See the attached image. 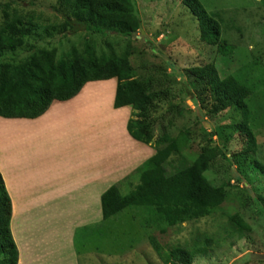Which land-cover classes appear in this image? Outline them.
Masks as SVG:
<instances>
[{
	"label": "rangeland",
	"instance_id": "1",
	"mask_svg": "<svg viewBox=\"0 0 264 264\" xmlns=\"http://www.w3.org/2000/svg\"><path fill=\"white\" fill-rule=\"evenodd\" d=\"M18 1V8L25 12L51 13L50 0ZM182 1L134 0L143 32L131 38L115 34L105 40L95 38L101 45L109 43L116 53L127 50L134 53L130 61L137 78L148 77L161 69L170 80L178 82L187 78L184 70L189 64L201 66L212 62L221 78L233 76L253 88L247 104L251 111L250 125L257 149L264 159V0H198L209 8L208 11H222L225 21L222 33L228 45L224 55L219 52L210 54V50L203 49L196 39L193 42L188 39L192 38L195 23ZM162 26L166 32L162 31ZM75 32L76 40L71 35L64 40L54 36L46 38L36 32L12 56L23 58L34 46L54 48L60 55L63 49L67 52L73 42L88 37L83 28L75 27ZM171 32L175 40L163 44V40L171 37ZM156 33L159 36L154 39ZM114 88V81L87 85L74 102L51 106L52 111L41 123H5L17 120L0 118L3 122L0 123V142L5 147L1 148L0 176L11 201L10 230L17 244H24L23 247L16 245L20 261L17 264H168L149 245L140 223L132 216V209L100 224V195L110 186L121 188V193L127 195L134 187L126 185L127 180L136 184L137 171L150 156L147 153V156L139 157L142 148H132L135 143L126 137L123 128L111 127L113 123L117 124L114 118V122L111 121L114 115L121 117L123 113L125 125L130 116V108L113 111ZM188 88L192 92L191 87ZM178 99L182 112L179 109L180 114L167 116L163 125L171 136L189 129L193 141L185 154L192 157L206 142L209 145L216 142L215 146L220 144L216 137L209 141L207 133L200 131V124L206 132H211L212 126H232L242 116L238 109L231 108L228 112L212 115L210 119L207 111L212 106L208 96L198 104L188 95H180ZM157 129L156 134L161 135L160 128ZM88 132L91 134L85 139ZM63 139L75 141L76 148H89L91 140L99 152L88 161L83 152H79L81 156L71 152L73 159L66 150L69 157L65 162H58L59 154L55 150L69 145L66 143L69 141ZM241 148V139L232 135L227 157ZM145 149L153 153L151 148ZM78 156L80 158L76 159ZM219 163L222 165L221 178L226 163ZM232 170L241 183L231 182L233 188H229L231 193L225 203L207 218L170 228L166 235L155 233L160 245L189 247L196 236L207 235L214 242L206 254L195 258L193 264H264V173L246 169L237 171L235 165ZM220 180L217 175L209 177L214 187L220 186ZM8 184L15 191L16 199L10 196ZM9 189L11 191L10 186ZM70 191L74 201L67 197ZM238 194H242L243 199ZM83 207L94 209L85 211L89 219L77 215ZM235 215L251 229L242 237L236 233L228 234L233 230L230 218ZM84 225L89 226L83 228ZM111 226L114 233L103 231ZM4 259L7 261V257Z\"/></svg>",
	"mask_w": 264,
	"mask_h": 264
},
{
	"label": "trees",
	"instance_id": "2",
	"mask_svg": "<svg viewBox=\"0 0 264 264\" xmlns=\"http://www.w3.org/2000/svg\"><path fill=\"white\" fill-rule=\"evenodd\" d=\"M50 2L51 13L44 14L19 9L18 0H0V118L33 122L45 116L51 106L79 97L87 85L114 81L112 108H130L126 125L129 137L151 148L153 153L137 171L136 184L128 179L126 185L134 187L127 195L116 186H110L100 195V224L132 209L133 218L140 223L149 245L164 263L193 264L198 255L206 254L214 242L212 238L196 236L189 247L165 248L154 234L166 235L170 228L207 218L218 210L231 193V182L241 183L232 170L233 165L237 171L264 173V159L257 149L247 105L253 88L233 76L221 78L212 62L201 66L189 64L184 70L189 82L170 80L161 69L148 77L137 78L130 61L134 53L128 50L116 53L109 43L101 45L95 38L105 40L111 34L131 38L139 34L143 25L134 0ZM182 6L195 23L192 38L188 39L191 42L196 39L210 54L224 55L228 45L222 33L225 25L222 11H208L198 0H183ZM75 27L83 28L88 37L81 42L73 40L67 52L63 49L59 55L54 48L34 46L23 58L12 56L36 32L46 38L54 36L64 40L71 35L76 40ZM162 29L166 32L163 26ZM172 33L163 44L175 40ZM156 36L159 34L154 39ZM206 58L210 59L208 55ZM183 94L195 99L197 104L208 96L212 106L207 111L210 119L231 108L242 113L237 124L212 126L211 132H206L200 124V131L207 133L209 141L216 137L220 144L206 142L195 157L185 154L193 141L189 129L171 136L163 125L170 114H180L178 97ZM158 127L161 135L156 134ZM232 135H238L242 148L227 157ZM219 161L226 163L222 179ZM216 175L222 182L214 187L209 177ZM237 196L243 199L242 194ZM11 217V201L0 176V264L18 262V250L10 230ZM230 220L233 230L228 234L242 237L251 231L239 216H232ZM113 229L111 226L103 231L112 234Z\"/></svg>",
	"mask_w": 264,
	"mask_h": 264
},
{
	"label": "crops",
	"instance_id": "3",
	"mask_svg": "<svg viewBox=\"0 0 264 264\" xmlns=\"http://www.w3.org/2000/svg\"><path fill=\"white\" fill-rule=\"evenodd\" d=\"M112 81H110V82H103V84L104 83H111ZM96 84V83H95ZM98 84H101V83H98ZM114 90H115V88H114ZM111 91V90H110ZM111 95V94H110ZM112 95H113V98H114V91H113V93H112ZM75 100V99H74ZM74 100H71L70 102H74ZM106 101H108V100H106ZM112 102H113V99H112ZM60 105H62V104H60ZM52 109V108H51ZM49 110L46 114H45V116H48L49 115V113L52 111V110ZM121 110H124V109H121ZM113 111H115V110H113ZM117 111H119V110H117ZM45 116H43L41 119H39V120H36V121H33V122H38V121H40V123H41V120L42 119H44V117ZM113 118H114V120L117 122V124H114L113 122ZM129 118H127V120H128ZM126 116L125 115H123V113L121 114V117L119 116V115H114L113 117H112V123H113V125H111V127L112 126H118V127H120V130H122V128H123V131H124V133H125V135H126V137L128 138V139H130L131 141H133L130 137H129V135H128V133H127V131H126V125H125V123H126ZM9 122H15V123H25V124H28V123H31V122H29V121H5V123H9ZM1 124L3 123V122H0ZM52 124V123H51ZM122 125V126H121ZM91 133L90 132H88L87 133V135L84 137L85 139H88V137H89V135H90ZM112 134V133H111ZM113 134H115V133H113ZM93 140V139H92ZM9 141V140H8ZM8 141H7V143H8ZM63 141H69V140H65V139H63ZM135 144H133V146H132V148H135V146H139L140 148H142V149H140L139 151V157L140 156H147V153H149L150 154V156L152 155V153L150 152V149H145V146H143V145H141V144H139V143H136L135 141H133ZM66 143H68L69 145L67 146V145H64V146H62V148H60L58 151H56L55 149H53V150H55V152H58V157H57V160H58V162L59 161H62V162H65V160H66V158H67V156H68V154L74 159V155H79V156H81V154H79V152H83V156L85 157V158H87L88 159V161H90V159H94V155H96V152H99V151H97L98 150V148L96 147V144H94V142L93 141H89V144H90V146H89V148H84V147H78V148H76L75 146H74V143H75V141H69V142H66ZM6 146V145H5ZM3 147V145L1 146V142H0V154H2L1 153V148ZM3 148H5V147H3ZM71 150V151H69V150ZM62 150V151H61ZM66 150H67V153H66ZM75 151V153L76 154H74V155H72V154H70L71 152H74ZM51 154V153H50ZM77 157L76 159H79L80 157ZM150 156H147L146 157V159L145 160H147L148 158H150ZM69 157V156H68ZM63 159V160H62ZM14 162V161H13ZM1 164V163H0ZM31 176V175H30ZM63 180H64V178H62ZM60 180V179H59ZM128 181V180H127ZM127 183V182H126ZM9 186H10V188H11V191H10V189H9ZM7 188H8V191H9V194H10V196H12V198L14 199H16V196H15V191L13 190V188L11 187V185H7ZM87 191V190H86ZM80 192V189L77 187V193H79ZM83 192H85V191H83ZM82 192V193H83ZM62 193V192H61ZM82 193L79 195V197H80V200H81V195H82ZM71 194H73V192L72 191H70V193H68V198H69V201L70 200H73L72 199V197H71ZM41 195V194H40ZM38 196V199H39V201L40 202H42L43 200H42V197L41 196ZM93 196V194L91 195V197ZM74 201V200H73ZM16 202V201H15ZM70 210H74V209H70ZM92 211V210H94V209H91V208H89V207H83V208H81V209H79V211L77 212V215L79 216H81L82 218H86V212L85 211ZM14 212H15V210H14ZM69 214V213H68ZM89 216H90V214H88ZM58 216H59V214H58ZM71 216H72V214H71ZM86 219H89V217H87ZM82 220V219H81ZM74 221V220H73ZM76 221V220H75ZM74 221V222H75ZM87 226H89V225H84V226H82L83 228H87ZM78 227H79V225H78ZM81 227V228H82ZM11 233H12V237H13V241H14V243H15V245H17V247H18V245L20 246V247H23L24 246V244H17V241H16V238H15V235L13 234V232H12V230H11ZM17 237V236H16ZM19 240V239H18ZM16 247V248H17ZM19 260V259H18ZM18 262H20V261H18ZM20 264V263H19Z\"/></svg>",
	"mask_w": 264,
	"mask_h": 264
},
{
	"label": "water",
	"instance_id": "4",
	"mask_svg": "<svg viewBox=\"0 0 264 264\" xmlns=\"http://www.w3.org/2000/svg\"><path fill=\"white\" fill-rule=\"evenodd\" d=\"M140 31L142 32V29L140 28Z\"/></svg>",
	"mask_w": 264,
	"mask_h": 264
},
{
	"label": "clouds",
	"instance_id": "5",
	"mask_svg": "<svg viewBox=\"0 0 264 264\" xmlns=\"http://www.w3.org/2000/svg\"><path fill=\"white\" fill-rule=\"evenodd\" d=\"M141 32V31H140ZM143 32V31H142Z\"/></svg>",
	"mask_w": 264,
	"mask_h": 264
}]
</instances>
